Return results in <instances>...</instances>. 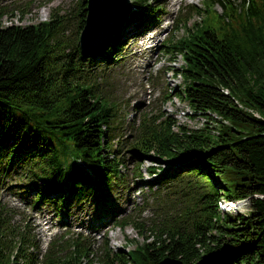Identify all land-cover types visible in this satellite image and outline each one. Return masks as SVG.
<instances>
[{
	"label": "trees",
	"instance_id": "1",
	"mask_svg": "<svg viewBox=\"0 0 264 264\" xmlns=\"http://www.w3.org/2000/svg\"><path fill=\"white\" fill-rule=\"evenodd\" d=\"M202 3L181 13L185 34L163 44L171 57L183 59L174 69L183 81L177 96L202 124L191 128L172 115L142 112L128 143L137 175L140 161L165 160L175 167L155 184L185 181L192 202L159 206L146 219L140 206L114 215L115 225H131L142 237L126 251H113L106 237L64 230L43 253L0 202V264H157L166 256L186 264H264V0ZM133 6L136 36L153 27L158 7L148 0ZM5 10L0 6V17ZM189 13L202 15L200 21L186 26ZM86 15V0H76L44 21L0 25V185L15 176L37 181L18 192L32 194L35 208L48 204L67 212L106 197L115 184L124 186L123 158L111 144L118 105L99 85L103 71L124 55L125 26L105 50L84 56L79 36ZM220 196L248 198V210L221 213Z\"/></svg>",
	"mask_w": 264,
	"mask_h": 264
},
{
	"label": "rangeland",
	"instance_id": "2",
	"mask_svg": "<svg viewBox=\"0 0 264 264\" xmlns=\"http://www.w3.org/2000/svg\"><path fill=\"white\" fill-rule=\"evenodd\" d=\"M75 2L76 0H0V6L6 9L0 17V25H28L44 21L48 19L51 10H65ZM148 3L151 8L158 7L153 13L154 26L148 28L150 31L133 36L138 31H134L136 28L129 21V14L127 15L122 39L124 55L116 65L103 71L104 76L99 85V90L118 105V121L115 123V136L111 144L116 155L121 154L123 158L119 168L124 176V186L115 184L113 190L106 193L107 196L104 194L106 197L75 203L64 212L62 209L57 211L48 204L35 208L30 205L32 194L18 193L21 190L27 191L37 181L15 176L6 178L0 185V202L12 209L14 220L26 225L25 231L34 236L40 253L45 251L49 239L62 232L65 227L71 233L83 232L91 236L101 230L100 234L102 237L105 235L109 248L113 251H126L133 248L135 242L142 240V237L131 225L125 228L115 225L114 214L123 215L135 206H140L142 211L140 210L139 216L146 219L153 217L159 206L170 210L192 202L191 192L185 181L169 186L155 184L160 183L163 175L175 167L165 160L146 158L140 161L136 169L140 175H137L133 170L137 160L129 151L128 143L134 134L131 125L137 122L142 112L172 115L177 122L191 127L200 126L202 118L182 115L189 108L186 101L177 96L183 81L174 69L181 68L183 59L180 54L171 57L164 51L163 44L167 38L178 39L185 34L184 27L178 21L182 11L191 4L203 7V3L202 0H148ZM215 7L217 12L222 10L218 4ZM201 16L187 14L186 19L189 21L186 26L200 21ZM163 95L168 98L163 99ZM105 153H108L109 158L112 156L109 152ZM76 165L82 169L87 167L81 160ZM149 166H153L154 171L149 172ZM152 185H155L153 190L158 188L155 189L156 193L149 188ZM246 203L243 207L245 210L242 209L240 213L248 210L249 202ZM220 212L224 213L222 210ZM228 213L234 215L237 212L230 210Z\"/></svg>",
	"mask_w": 264,
	"mask_h": 264
},
{
	"label": "water",
	"instance_id": "3",
	"mask_svg": "<svg viewBox=\"0 0 264 264\" xmlns=\"http://www.w3.org/2000/svg\"><path fill=\"white\" fill-rule=\"evenodd\" d=\"M87 15L80 33L79 48L84 56L104 50L130 11L129 0H86ZM157 264H186L180 258L166 256Z\"/></svg>",
	"mask_w": 264,
	"mask_h": 264
},
{
	"label": "bare ground",
	"instance_id": "4",
	"mask_svg": "<svg viewBox=\"0 0 264 264\" xmlns=\"http://www.w3.org/2000/svg\"><path fill=\"white\" fill-rule=\"evenodd\" d=\"M191 113H192V111L190 109H187L186 111L182 112V115L184 117H186V116L189 117V114H191ZM196 117L202 118L201 116H196ZM196 117H195V119H196ZM202 122H203V120L201 121V124H202ZM246 201L249 202L248 198H244V199H240V200H232V199L230 200V199L222 198V199H219L217 201V204H218L219 210L221 209L224 213H226L230 210L235 211V212H241L243 207H245V205H247ZM243 210H245V209H243Z\"/></svg>",
	"mask_w": 264,
	"mask_h": 264
}]
</instances>
